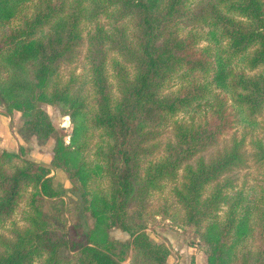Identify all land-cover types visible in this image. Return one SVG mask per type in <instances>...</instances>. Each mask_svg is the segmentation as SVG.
Returning <instances> with one entry per match:
<instances>
[{
    "label": "trees",
    "instance_id": "1",
    "mask_svg": "<svg viewBox=\"0 0 264 264\" xmlns=\"http://www.w3.org/2000/svg\"><path fill=\"white\" fill-rule=\"evenodd\" d=\"M82 49L83 74L64 78ZM42 103L69 115L68 142ZM0 104L40 141L56 131L48 163L0 150V223L30 187L28 224L0 235V264H167L165 242L145 230L146 199L177 179L207 264H264V200L225 175L245 160L242 139L201 154L237 117L253 123L263 111L264 0H0ZM169 124L173 139L147 158ZM251 145L264 164V140ZM57 168L79 183L92 219L76 238L45 213L61 194ZM99 178L107 185L91 186ZM114 226L130 239L112 237Z\"/></svg>",
    "mask_w": 264,
    "mask_h": 264
},
{
    "label": "rangeland",
    "instance_id": "2",
    "mask_svg": "<svg viewBox=\"0 0 264 264\" xmlns=\"http://www.w3.org/2000/svg\"><path fill=\"white\" fill-rule=\"evenodd\" d=\"M107 20V18L101 16L102 22H107ZM86 23L85 29L92 26L90 23ZM205 43L202 41L201 44ZM83 52L82 49L75 62L62 68L64 78H67L70 74H83L86 69ZM113 78L112 69H109V79L112 83ZM42 106L50 115L56 131L62 129L67 133L65 141L68 142V133L71 132L72 128L69 115L63 114L57 105L42 103ZM188 117L189 114L178 115V118L185 120ZM199 118L202 117L199 116ZM55 132L45 140H38L32 133H26L21 129L19 111L6 112L3 104H0V150L18 151L22 157L48 163L52 155L51 148ZM232 137L242 139L241 150L245 153V160L229 169L225 175L232 178L236 188L252 192L253 195L264 200V164L255 159L251 145L252 139L261 138L264 140V108L256 116L253 123H248L237 117L232 127L219 137L217 143L203 150L201 154L206 158L214 155L219 149L229 145ZM98 139L99 137L94 135L90 139L91 145H94V142ZM168 139H173V129L170 124L164 128V131L157 138L160 141L159 149L147 158H159L163 154L164 142ZM93 151L94 146L86 152L89 160H95ZM14 162L20 163V160L15 159ZM51 174L53 184L61 194L58 197L44 200L45 213L50 217H64L69 228V236L76 238L87 229L92 221L89 213L84 212L82 209L79 190L73 187L74 185L79 186V183L70 180L60 168L53 169ZM179 182L180 179L174 182L165 181L160 188L150 191L151 193L146 199L148 219L145 230L151 238L165 242L170 252L167 264H191V261H193V264H207L205 253L199 248L198 238L192 235V226L185 222L184 209L174 194V186L178 185ZM95 185L98 187L106 186L107 180L99 178L91 183V186ZM29 195L30 187H27L22 192L18 206L10 216L0 223V235L9 237L15 227H23L28 224L27 217L30 214ZM110 234L121 241L130 239V234L120 227L110 228ZM63 252H65V249H63ZM41 261L37 260L35 264H41Z\"/></svg>",
    "mask_w": 264,
    "mask_h": 264
},
{
    "label": "bare ground",
    "instance_id": "3",
    "mask_svg": "<svg viewBox=\"0 0 264 264\" xmlns=\"http://www.w3.org/2000/svg\"><path fill=\"white\" fill-rule=\"evenodd\" d=\"M66 123V122H65Z\"/></svg>",
    "mask_w": 264,
    "mask_h": 264
}]
</instances>
